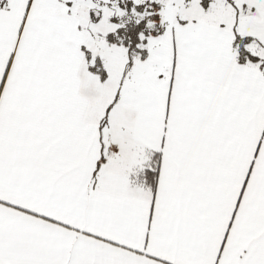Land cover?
I'll return each mask as SVG.
<instances>
[{
  "label": "snow or ice",
  "instance_id": "obj_1",
  "mask_svg": "<svg viewBox=\"0 0 264 264\" xmlns=\"http://www.w3.org/2000/svg\"><path fill=\"white\" fill-rule=\"evenodd\" d=\"M0 264H264V0H0Z\"/></svg>",
  "mask_w": 264,
  "mask_h": 264
}]
</instances>
